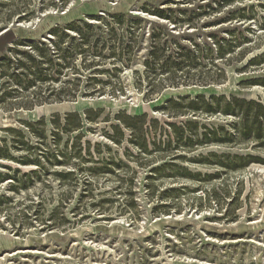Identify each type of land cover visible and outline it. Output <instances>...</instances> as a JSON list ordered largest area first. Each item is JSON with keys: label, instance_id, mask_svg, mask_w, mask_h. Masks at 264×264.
<instances>
[{"label": "rangeland", "instance_id": "rangeland-1", "mask_svg": "<svg viewBox=\"0 0 264 264\" xmlns=\"http://www.w3.org/2000/svg\"><path fill=\"white\" fill-rule=\"evenodd\" d=\"M8 34L0 264H264V126L224 107H264V0H0Z\"/></svg>", "mask_w": 264, "mask_h": 264}, {"label": "trees", "instance_id": "trees-1", "mask_svg": "<svg viewBox=\"0 0 264 264\" xmlns=\"http://www.w3.org/2000/svg\"><path fill=\"white\" fill-rule=\"evenodd\" d=\"M6 39H11V34H8L6 36H1L0 37V43ZM221 46L219 47V58H223L224 53L221 51ZM176 52H174V54H169L168 55V59L167 61H171V58H181L183 57L182 55V51L183 48L181 46H177ZM153 53V51L151 52ZM173 64V63H171ZM215 67V71L221 73L222 69L218 68V66L214 65ZM205 96L204 94H197L196 95V100L193 101V105H195V103L197 102V100H202V97ZM211 101H217L218 98H216V95L214 94H210L209 96ZM225 111L226 112H230L234 113V109L235 108H241V107H252L255 111V113L253 114V122L251 125H249L247 122L244 121V123L242 122V126H243V130H246L248 132H250L252 129H254V134L255 137L258 139L260 137V124L264 126V121H262V119H264V107L262 106L261 103H257L255 101H250V102H246L244 100H240L238 98L235 97H231L228 101L225 102ZM262 128V127H261ZM222 130V128L220 129ZM210 135H215L216 134V130H212L211 132H209ZM213 139V138H212ZM212 141H216V140H212Z\"/></svg>", "mask_w": 264, "mask_h": 264}, {"label": "water", "instance_id": "water-1", "mask_svg": "<svg viewBox=\"0 0 264 264\" xmlns=\"http://www.w3.org/2000/svg\"><path fill=\"white\" fill-rule=\"evenodd\" d=\"M200 95V94H199ZM210 95H208V97H209Z\"/></svg>", "mask_w": 264, "mask_h": 264}, {"label": "bare ground", "instance_id": "bare-ground-1", "mask_svg": "<svg viewBox=\"0 0 264 264\" xmlns=\"http://www.w3.org/2000/svg\"><path fill=\"white\" fill-rule=\"evenodd\" d=\"M55 105V104H54Z\"/></svg>", "mask_w": 264, "mask_h": 264}]
</instances>
